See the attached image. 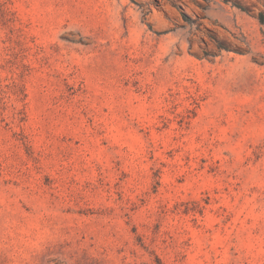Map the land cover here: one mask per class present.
<instances>
[{
  "label": "rangeland",
  "instance_id": "obj_1",
  "mask_svg": "<svg viewBox=\"0 0 264 264\" xmlns=\"http://www.w3.org/2000/svg\"><path fill=\"white\" fill-rule=\"evenodd\" d=\"M0 264H264V0H0Z\"/></svg>",
  "mask_w": 264,
  "mask_h": 264
}]
</instances>
